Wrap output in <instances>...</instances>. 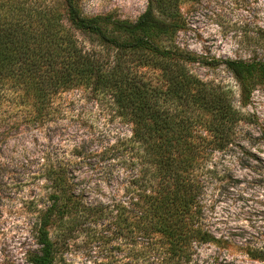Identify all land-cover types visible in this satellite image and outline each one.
I'll list each match as a JSON object with an SVG mask.
<instances>
[{
	"label": "rangeland",
	"instance_id": "374dc122",
	"mask_svg": "<svg viewBox=\"0 0 264 264\" xmlns=\"http://www.w3.org/2000/svg\"><path fill=\"white\" fill-rule=\"evenodd\" d=\"M42 1L61 12L60 21L84 52L101 50L96 36L63 20V0ZM147 4L76 0L83 17L101 27L107 22L108 28L113 21L135 22ZM179 11L181 25L172 45L194 57L195 62H184L193 76L229 91L241 115L229 144L207 149L198 170L201 224L219 243L194 244L187 264H263L245 249L264 245V84L256 75L249 79V94L241 102V86L225 61L264 62V0H184ZM138 74L153 83L161 76L149 68ZM15 97L7 87L0 91V264H32L39 255V224L51 205L45 173L58 162L68 167L75 194L85 204L107 209L97 222H79L71 231L67 220L80 216H64L67 227L50 231L52 264H169L160 236H139L131 216L121 232L117 226L120 205L129 208V182L140 166L132 126L117 116L109 93L89 88L59 93L39 121Z\"/></svg>",
	"mask_w": 264,
	"mask_h": 264
},
{
	"label": "trees",
	"instance_id": "16d2710c",
	"mask_svg": "<svg viewBox=\"0 0 264 264\" xmlns=\"http://www.w3.org/2000/svg\"><path fill=\"white\" fill-rule=\"evenodd\" d=\"M183 1L147 0L135 22L113 21L108 28L106 21L101 27L96 19L83 17L76 0H63V20L98 39L100 51L84 52L54 6L42 0H0V91L13 90L34 121L48 114L59 93L79 88L109 93L117 116L132 126L140 166L129 182V208L120 205L117 226L121 232L131 216L139 236H160L169 264H187L196 243H219L201 224L198 170L207 149L227 146L241 121L229 91L193 76L184 62H195L194 57L172 45ZM225 66L241 86V102L249 94V79L256 75L264 84V62L225 61ZM143 68L158 71L160 80H146L138 74ZM45 177L51 205L39 224L41 249L32 264H52V228L69 223L71 231L79 222H97L107 209L87 205L75 194L76 182L66 164L50 166ZM72 213L81 220L71 217L65 224L64 216ZM245 253L264 264V245L247 247Z\"/></svg>",
	"mask_w": 264,
	"mask_h": 264
}]
</instances>
